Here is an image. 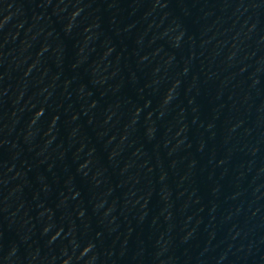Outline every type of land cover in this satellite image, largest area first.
Wrapping results in <instances>:
<instances>
[{"label":"water","instance_id":"1","mask_svg":"<svg viewBox=\"0 0 264 264\" xmlns=\"http://www.w3.org/2000/svg\"><path fill=\"white\" fill-rule=\"evenodd\" d=\"M0 264H264V0H0Z\"/></svg>","mask_w":264,"mask_h":264}]
</instances>
